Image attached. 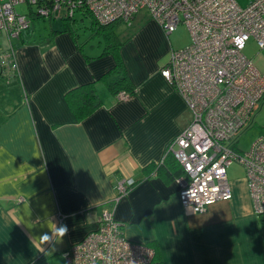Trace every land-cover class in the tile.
I'll return each mask as SVG.
<instances>
[{
    "label": "crops",
    "instance_id": "1",
    "mask_svg": "<svg viewBox=\"0 0 264 264\" xmlns=\"http://www.w3.org/2000/svg\"><path fill=\"white\" fill-rule=\"evenodd\" d=\"M56 21L60 27L43 35L29 26L18 38L0 36V264L64 259L96 229L103 210L128 241L155 245L162 264H264V219L253 213L245 179L229 181L230 201L188 215L178 198V165L156 170L172 159L167 147L191 121L161 75L180 50L170 35L147 18L121 47L134 93L119 101L100 80L115 65L102 55L103 42H80L77 33H62L61 16L50 24ZM91 40L98 47L87 50ZM86 84L94 85L101 104L78 121L65 97ZM118 183L128 191L115 202ZM62 227L63 237L56 231Z\"/></svg>",
    "mask_w": 264,
    "mask_h": 264
},
{
    "label": "built area",
    "instance_id": "2",
    "mask_svg": "<svg viewBox=\"0 0 264 264\" xmlns=\"http://www.w3.org/2000/svg\"><path fill=\"white\" fill-rule=\"evenodd\" d=\"M51 1L52 6L40 5L39 0H0V36L18 38L29 28L30 19L15 9L23 3L46 19L63 13L73 17L86 10L101 25L119 21L130 26L145 13L167 35L181 24L186 26L190 45L172 53L161 70L191 113L189 126L167 147L183 171L176 180L180 205L188 215H197L217 202L230 201L227 170L236 163L245 169L254 215H264V136L246 152L230 145L264 97V78L243 54L249 39L264 48V0H253L245 8L237 0ZM237 38L243 40V47ZM4 62L0 52V70ZM127 97L124 92L117 95L119 101ZM127 191L124 183H118L115 202ZM188 191H195L197 198L188 197ZM63 257L66 264H153L154 252L128 241L113 214L103 210L96 230Z\"/></svg>",
    "mask_w": 264,
    "mask_h": 264
},
{
    "label": "trees",
    "instance_id": "3",
    "mask_svg": "<svg viewBox=\"0 0 264 264\" xmlns=\"http://www.w3.org/2000/svg\"><path fill=\"white\" fill-rule=\"evenodd\" d=\"M39 1H40V5L41 3H44L45 5L52 6L51 0H39ZM78 12H81L83 17H89L91 19L90 26L87 28V30L90 33V38L96 37L103 42L104 49H103L102 55H111L115 60L114 67L110 71H108L106 74H104L100 78V80L106 84L107 89L113 95H117L120 92H125L129 96H132L134 91L129 83L123 63L121 59L119 58V51L121 47L131 39L134 33H132L131 35L128 34L126 38H119L118 35L115 33V28L121 25L122 24L121 22L117 21V22H112L109 24L101 25L97 23L94 20V18L86 10H81ZM76 13L73 17H68L67 15H65V13L61 15L62 24L64 25L62 33L68 32L71 35L73 34L76 35V30L74 29V27H72L73 25L71 24L72 22H78L77 19H75ZM25 15L29 19L33 18V19H43L49 22L52 21V18L46 19V18L39 16L37 14L36 9L34 10L33 7L28 8V14H25ZM134 20L135 18L132 20V23ZM132 23L130 24V26H128L129 30L134 29L135 25ZM56 33H61V32L52 30L50 35H54ZM65 99L71 111L73 112L74 116L76 117L78 121H82L85 118H87L101 104L93 84H86V85L80 86L78 88H75L69 91L66 94ZM171 162H175L178 165L177 167L178 175L183 174L181 166L175 161L173 157L172 159L167 157L160 166L156 167V170H158L159 168L160 170L165 169L166 165L169 166ZM150 168L154 169L155 167L153 165H150L149 169ZM133 183L135 184V182L132 180V183H131L132 186H134ZM259 217H260V220L264 219V215L259 216ZM147 247L151 248L154 252L153 264H162L161 259L159 257L158 250L156 249L155 245H149V246L147 245Z\"/></svg>",
    "mask_w": 264,
    "mask_h": 264
},
{
    "label": "rangeland",
    "instance_id": "4",
    "mask_svg": "<svg viewBox=\"0 0 264 264\" xmlns=\"http://www.w3.org/2000/svg\"><path fill=\"white\" fill-rule=\"evenodd\" d=\"M253 0H237V3L240 7L245 8L248 6ZM18 14H28V7L25 3L18 4L15 7ZM35 10V8H34ZM77 14V13H76ZM145 13H141L138 17L135 18L136 24L134 29L129 30V27L126 24H121L119 30H125L124 35L134 33L141 24L146 21ZM146 18V19H145ZM77 24L74 25V29L76 30L77 35L79 36L80 42H84L85 40L90 38V33L87 28L90 26L91 19L89 17L76 18ZM60 27V23L58 21L52 22L50 24L49 21L43 19H34L30 30L34 31V35H43L44 31L50 32L51 29H57ZM169 41L174 50H181L190 44L191 38L190 34L184 25H179L177 29L169 36ZM1 42V39H0ZM90 46L95 48L98 47V40H91L86 49L88 50ZM244 56L251 60L255 69L260 73V75L264 78V48L259 49L257 47L256 42L253 39H249L244 46L243 49ZM264 136V97L263 99L255 105L254 111L245 125V127L236 135V137L232 140L230 145H237V150L240 152H246L250 149L253 142L260 136ZM228 180L240 182L245 179V169L234 163L227 170ZM258 219H260L259 216ZM48 264H66L65 259L54 258L49 261Z\"/></svg>",
    "mask_w": 264,
    "mask_h": 264
},
{
    "label": "clouds",
    "instance_id": "5",
    "mask_svg": "<svg viewBox=\"0 0 264 264\" xmlns=\"http://www.w3.org/2000/svg\"><path fill=\"white\" fill-rule=\"evenodd\" d=\"M246 39V38H245ZM236 43L239 45V46H241V47H243V40L242 39H240V38H237L236 39ZM129 183H132V181H129ZM188 197L189 196H191L192 198H197V193L195 192V191H188L187 192V194H186ZM56 231H57V233L61 236V237H63L64 235H65V232L67 231V229L66 228H60L59 230H57L56 229ZM42 239L43 240H49L50 239V237L48 236V235H44L43 237H42Z\"/></svg>",
    "mask_w": 264,
    "mask_h": 264
},
{
    "label": "bare ground",
    "instance_id": "6",
    "mask_svg": "<svg viewBox=\"0 0 264 264\" xmlns=\"http://www.w3.org/2000/svg\"><path fill=\"white\" fill-rule=\"evenodd\" d=\"M245 180H246V178H245ZM95 230H96V229H95ZM95 230H94V231H95ZM94 231H93V232H94ZM90 233H91V232H90Z\"/></svg>",
    "mask_w": 264,
    "mask_h": 264
}]
</instances>
